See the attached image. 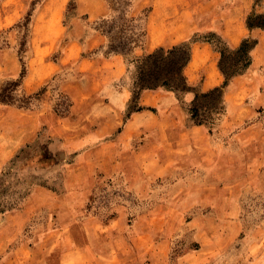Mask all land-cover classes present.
Masks as SVG:
<instances>
[{
    "label": "rangeland",
    "instance_id": "rangeland-1",
    "mask_svg": "<svg viewBox=\"0 0 264 264\" xmlns=\"http://www.w3.org/2000/svg\"><path fill=\"white\" fill-rule=\"evenodd\" d=\"M14 1L4 21L0 1V264H264V63L216 113L201 98L196 125L183 92L140 103L165 88L139 78L188 47L143 50L148 5L102 0L88 19L86 0ZM181 45L176 65L145 60Z\"/></svg>",
    "mask_w": 264,
    "mask_h": 264
},
{
    "label": "crops",
    "instance_id": "crops-1",
    "mask_svg": "<svg viewBox=\"0 0 264 264\" xmlns=\"http://www.w3.org/2000/svg\"><path fill=\"white\" fill-rule=\"evenodd\" d=\"M0 1L11 2L8 11L3 15L4 21L12 15L10 11L13 10L15 1ZM86 1L84 11L88 19H94L102 14V0ZM146 5L150 11L145 24L146 38L143 49L145 52L157 47L189 44V59L182 69L186 85L191 88L190 91L184 92L186 102L194 98L193 87L197 86L201 92H207L223 82L218 69L220 55L204 39L194 41L193 36L197 34L203 36L216 34L229 48L237 47L244 38L254 37L257 43L251 51L250 66L245 72L229 80L223 95L226 92L231 95L235 92L236 96L246 95L252 89H256L255 84L250 83L256 75L255 66L264 63L261 60L264 58V25L252 23L251 20L253 16L264 19V0H136L133 9H140ZM9 25L2 24L0 28ZM255 51H258V58L254 55ZM122 65L123 56L120 55V72ZM258 94H264V88H258ZM161 96L167 97L174 104L178 102L176 94L172 91L159 88L143 91L140 103L142 107L152 106ZM24 215L25 211L19 217Z\"/></svg>",
    "mask_w": 264,
    "mask_h": 264
},
{
    "label": "trees",
    "instance_id": "trees-1",
    "mask_svg": "<svg viewBox=\"0 0 264 264\" xmlns=\"http://www.w3.org/2000/svg\"><path fill=\"white\" fill-rule=\"evenodd\" d=\"M252 19H261L258 16L252 17ZM264 20V19H262ZM264 25V24H260ZM210 36H215L218 38V42L220 47L215 45V43L208 37H203L204 41L210 43L214 50L220 55L218 60V69L223 77V82L220 86L214 87L207 92L197 93L194 92V98L190 102V106L187 109V112L190 114L192 118L195 120L196 125L203 124L201 119V114L199 113L201 110V106H199V101L201 98L210 97L213 95L217 96V100L209 106L211 109V112L216 113L218 110H220V107L222 105V97H223V90L228 84L229 80L239 74H242L246 71V69L250 66L252 62V56L251 51L255 47L257 41L254 38L247 37L241 40L239 45L235 48H229L222 39L217 36L216 34L210 33L208 34ZM207 35V36H208ZM200 39L194 38V41H197ZM185 44V43H184ZM187 47L186 56L177 69H173L172 72L167 71L165 74H158V70L149 74L147 79L142 80L143 76L139 78L140 80V90L144 89H154L158 86H163L166 90H170L176 94V96L179 95L181 92L190 91L191 88L186 85L185 79L183 77L182 68L186 65L189 59V44ZM184 48V45H181L179 47H173L171 50L167 52H163L161 49H158L151 54H148L145 58V60H151L158 58L159 60H168L170 64L176 65V55L177 53ZM228 54V55H227ZM233 56V57H232ZM176 59V60H175ZM175 60V61H174ZM228 60V61H227ZM3 101V98H2ZM140 109V107L138 108ZM3 210V209H2ZM0 210V212H3Z\"/></svg>",
    "mask_w": 264,
    "mask_h": 264
}]
</instances>
